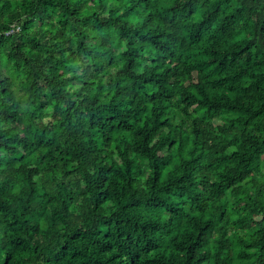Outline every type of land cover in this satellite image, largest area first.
Instances as JSON below:
<instances>
[{"label": "trees", "instance_id": "1", "mask_svg": "<svg viewBox=\"0 0 264 264\" xmlns=\"http://www.w3.org/2000/svg\"><path fill=\"white\" fill-rule=\"evenodd\" d=\"M0 264H264V0H0Z\"/></svg>", "mask_w": 264, "mask_h": 264}, {"label": "built area", "instance_id": "2", "mask_svg": "<svg viewBox=\"0 0 264 264\" xmlns=\"http://www.w3.org/2000/svg\"><path fill=\"white\" fill-rule=\"evenodd\" d=\"M20 30V26L13 24L11 28L6 32L7 34H13L15 32H18Z\"/></svg>", "mask_w": 264, "mask_h": 264}]
</instances>
